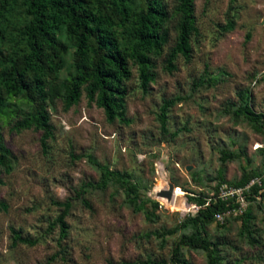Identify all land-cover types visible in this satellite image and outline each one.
I'll use <instances>...</instances> for the list:
<instances>
[{"label":"rangeland","instance_id":"1","mask_svg":"<svg viewBox=\"0 0 264 264\" xmlns=\"http://www.w3.org/2000/svg\"><path fill=\"white\" fill-rule=\"evenodd\" d=\"M132 1L134 9L139 2ZM162 1L168 43L153 58L146 94L138 88L136 67L128 63L127 124L106 123L102 111L83 99L64 111L54 97L46 103L52 136L42 152L40 132L13 127L27 110L19 99L11 98L0 114L11 165L8 174L0 170V202L6 205L0 211V264H169L179 237L192 233L189 226L180 227L191 215L182 206L190 203L187 197H208L219 182L235 184L261 172L264 155L252 145L264 138L243 115L238 95L246 96L253 113L264 115V0H195L190 57H177L171 74L163 70V57L175 37V0ZM9 45L0 43V49ZM70 62L67 53L59 78L67 77ZM169 98L178 101L167 112L163 135L155 116L161 99ZM104 169L111 178L104 189L85 192L89 207H83L74 190L98 182ZM169 183L171 200L156 198ZM130 188L144 210L126 200ZM68 198L62 262L57 230L50 226L59 209L50 202ZM247 207L248 236L239 220L202 225L216 264H264V197ZM8 226L36 243L12 247ZM179 251L186 264H208L211 254L184 246Z\"/></svg>","mask_w":264,"mask_h":264},{"label":"trees","instance_id":"2","mask_svg":"<svg viewBox=\"0 0 264 264\" xmlns=\"http://www.w3.org/2000/svg\"><path fill=\"white\" fill-rule=\"evenodd\" d=\"M194 1L175 0V37L163 57V70L166 73L175 71L177 57L184 60L190 57L189 41L195 32L192 14ZM138 2L139 5L133 9L132 0H0V43L10 44L0 49V114L8 107L11 98L19 99L27 110L21 114L20 120L14 122L13 127L16 130L40 132L42 152L46 151L47 142L52 136L46 110V103L52 98H60L64 111L83 99L87 105L93 104L102 111L106 123L127 124L124 104L125 82L130 76L129 62L136 67L139 90L142 94L148 92L154 78L151 71L153 58L159 57L168 43L165 25L169 16L162 0ZM16 11L19 14L14 23ZM67 53L71 58V70L67 77L59 78L63 56ZM238 99L242 103L243 115L255 124V130L261 134L264 115L250 110L245 95L239 94ZM177 101L178 98L161 99L157 107L155 117L163 135L167 134V112ZM257 151L264 155L263 149ZM9 157L10 151L0 136V170L4 174L11 170ZM111 176V171L104 169L98 182L80 184L74 190V198L88 208L85 192L88 189H104ZM248 180L243 177L235 184L225 183L237 186ZM203 198L205 196L187 197L199 209L194 214L184 216L180 222V227L189 226L192 233L189 237H179L170 250L169 264H186L180 257L182 246L210 251L208 264H216L202 225L214 223L213 214L221 211L223 205L210 203L205 206ZM126 200L136 204L137 211L144 210L143 203H136L132 188L126 194ZM248 200L250 202L251 198ZM50 203L59 209L50 226L57 230V255L64 262L67 248L63 242L68 237L66 219L71 199ZM247 209L240 217L226 218L222 224H214L223 226L230 220H239L248 236ZM5 210L6 205L0 202V211ZM8 232L12 247H31L36 243V240L21 235L12 226H8ZM147 264L159 263L148 261Z\"/></svg>","mask_w":264,"mask_h":264},{"label":"built area","instance_id":"3","mask_svg":"<svg viewBox=\"0 0 264 264\" xmlns=\"http://www.w3.org/2000/svg\"><path fill=\"white\" fill-rule=\"evenodd\" d=\"M261 135L264 138V126L261 129ZM252 149L256 151L259 149L264 150V143L254 142ZM263 194L264 162L261 172L242 185L232 186L225 182L216 185L210 195L203 198V205L207 206L210 203L223 205L221 211H217L213 214L214 223L222 224L226 218L240 217L248 205V198H251L253 201H259ZM158 199L162 200V198ZM184 205L187 207V211L191 214H194L199 209V206L195 203L187 204L183 202L182 206Z\"/></svg>","mask_w":264,"mask_h":264},{"label":"water","instance_id":"4","mask_svg":"<svg viewBox=\"0 0 264 264\" xmlns=\"http://www.w3.org/2000/svg\"><path fill=\"white\" fill-rule=\"evenodd\" d=\"M173 188H174L173 185L169 183L167 185L166 189L159 190V191L155 192V197L156 198H162L168 202L171 200Z\"/></svg>","mask_w":264,"mask_h":264}]
</instances>
